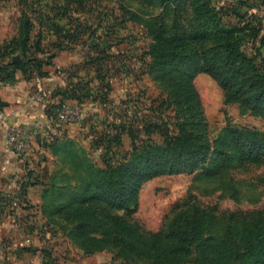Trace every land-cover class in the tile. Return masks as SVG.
Listing matches in <instances>:
<instances>
[{
    "label": "rangeland",
    "instance_id": "obj_1",
    "mask_svg": "<svg viewBox=\"0 0 264 264\" xmlns=\"http://www.w3.org/2000/svg\"><path fill=\"white\" fill-rule=\"evenodd\" d=\"M212 2L228 3L219 22L194 15L190 7L177 15L163 13L158 0H0V77L6 64L21 66L0 87H21L29 99L37 93L45 115L31 126L21 169L0 159L5 176L0 180V264H156L143 254L173 249L176 242L165 235L168 225L182 209L191 213L196 206L206 214L200 239L174 264H206L205 245L233 225L225 213L264 208V118L232 100L204 72L191 81L211 141L207 160L190 173L147 177L130 210H116L100 198L104 187L120 178L110 166L131 149L127 132L112 136L118 133L113 124L131 125L140 129L139 139L159 141L141 127L165 115L185 117L179 103L182 70L190 57L191 65L200 64L202 53L221 52L224 45L209 39L188 43L174 59L152 55L160 25L166 35L177 27L179 35L244 28L234 42L261 65L264 23L258 21L264 19V0ZM77 75H82L79 84ZM67 81L74 92L62 97L58 90ZM0 100L6 104L2 111L9 102ZM63 103L78 104L80 118L57 117L55 109ZM106 135L111 152L105 156ZM235 241H227L226 264H243L234 256L241 251Z\"/></svg>",
    "mask_w": 264,
    "mask_h": 264
},
{
    "label": "trees",
    "instance_id": "obj_2",
    "mask_svg": "<svg viewBox=\"0 0 264 264\" xmlns=\"http://www.w3.org/2000/svg\"><path fill=\"white\" fill-rule=\"evenodd\" d=\"M158 5L162 8L163 13L172 12L175 15L183 13L187 7H190L194 15H209L212 19H217L218 22L223 10H227L224 5H216L212 0H158ZM252 17L259 20L255 15ZM242 18L248 20L244 15H241ZM258 22L263 24L264 19ZM174 24L173 22L172 28L175 27ZM177 29L178 27L173 34L166 35L165 29L160 25L158 41L151 49V54L166 56L167 59L173 56L172 59H174L176 51L188 43H203L209 39L223 41L224 45L219 47L221 52L213 53L212 50H209V52L202 53L199 57L200 64L191 65L192 58L190 57L187 67L182 70L184 80L181 84V101L179 103L183 106L185 117L178 115V118L173 120L171 116L165 115L155 122H147L141 127L144 135L156 134L159 141H153L151 138L139 139L140 129L134 130L131 125L126 126L121 123L119 126H115L113 124L118 133L117 131L114 134L109 132L108 135L118 136L122 132H127L131 139L129 155L123 157L117 165L110 166L115 173H120V178L104 187V192L100 197L106 205L116 210L131 209V206L136 203L137 189L147 177L180 172L190 173L207 160L211 141L203 107L191 81L195 73H207L232 100L264 118V58L261 65L255 63L256 55L249 56L246 52L241 51L237 43L234 42V35L244 28L218 27L213 33L193 35H179ZM253 32L256 34V31ZM261 38V44H264V32ZM5 66L4 70L2 69L4 73L0 77V81L12 79L15 69L21 68L17 63H8ZM248 70L251 72H247ZM77 76L75 81L79 84L82 75ZM76 82H73L74 85H77ZM69 85V81H67L66 86L58 90L62 95L64 94L62 97L68 96L71 91ZM72 96L76 97L75 93H72ZM1 106H6V104L0 100ZM120 129L121 131H119ZM105 139L106 143L101 145H103L106 156L111 152V139L107 135ZM116 140L120 142V138ZM123 175L127 176L122 178ZM194 208L196 210L191 213H186L185 208L182 209L180 214H177L168 225L165 235L176 242L173 249L146 251L143 255L152 258L156 264H174L187 257L191 253L192 243L200 239L202 228L206 223L205 212L198 211L197 206ZM61 209L62 207L54 212H60ZM224 217L233 222V225L228 227L220 240L205 245L203 255L206 264H226L227 256L230 253L227 241L232 239H235V242L241 246V251L235 252L234 256L241 259L243 264H264V208L241 213L229 212L225 213ZM81 227L80 224L78 229ZM90 240L97 243L95 238H90ZM118 240L128 244L125 239ZM132 248L137 249V247Z\"/></svg>",
    "mask_w": 264,
    "mask_h": 264
},
{
    "label": "crops",
    "instance_id": "obj_3",
    "mask_svg": "<svg viewBox=\"0 0 264 264\" xmlns=\"http://www.w3.org/2000/svg\"><path fill=\"white\" fill-rule=\"evenodd\" d=\"M225 4L228 5V3L224 2V5ZM18 85L21 86L20 83ZM28 94L29 92L27 93L23 91L21 87L18 89L12 86L8 87L7 85L0 87L1 99L9 102V106L2 110L5 113V119L0 124V159L2 158L4 160V164L10 163L13 167L12 169H21L23 159L20 157L22 154H11L6 156L3 152V143L7 125L11 123H28L31 124V126H37V124L42 123L45 119V115L42 111L44 105L39 106L37 103H33L30 106L28 104ZM27 153L28 151L23 154L26 155ZM6 158H8V162L5 161ZM4 177V173L0 171V180Z\"/></svg>",
    "mask_w": 264,
    "mask_h": 264
},
{
    "label": "built area",
    "instance_id": "obj_4",
    "mask_svg": "<svg viewBox=\"0 0 264 264\" xmlns=\"http://www.w3.org/2000/svg\"><path fill=\"white\" fill-rule=\"evenodd\" d=\"M40 101L37 93L33 94L28 101L31 106L33 103ZM55 115L61 120L72 122L80 118L82 110L78 104L63 103L55 109ZM5 119V113L0 111V124ZM32 127L30 124L11 123L7 125L3 143V152L6 156L11 154L21 155L29 148V138ZM8 162V158L5 159Z\"/></svg>",
    "mask_w": 264,
    "mask_h": 264
}]
</instances>
